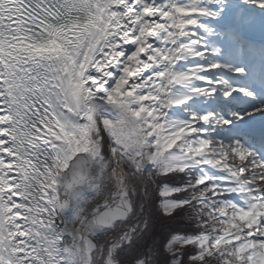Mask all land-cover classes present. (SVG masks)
<instances>
[{
    "label": "snow or ice",
    "instance_id": "obj_1",
    "mask_svg": "<svg viewBox=\"0 0 264 264\" xmlns=\"http://www.w3.org/2000/svg\"><path fill=\"white\" fill-rule=\"evenodd\" d=\"M0 264H264V0H0Z\"/></svg>",
    "mask_w": 264,
    "mask_h": 264
},
{
    "label": "trees",
    "instance_id": "obj_2",
    "mask_svg": "<svg viewBox=\"0 0 264 264\" xmlns=\"http://www.w3.org/2000/svg\"><path fill=\"white\" fill-rule=\"evenodd\" d=\"M167 232V226L162 224L159 229L158 239H162L163 235Z\"/></svg>",
    "mask_w": 264,
    "mask_h": 264
}]
</instances>
